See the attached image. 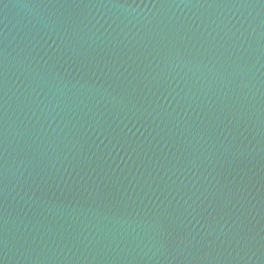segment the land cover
<instances>
[{"label":"water","instance_id":"1","mask_svg":"<svg viewBox=\"0 0 264 264\" xmlns=\"http://www.w3.org/2000/svg\"><path fill=\"white\" fill-rule=\"evenodd\" d=\"M0 264H264V0H0Z\"/></svg>","mask_w":264,"mask_h":264}]
</instances>
